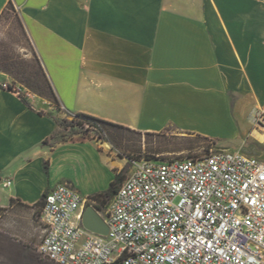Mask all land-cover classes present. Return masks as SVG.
<instances>
[{"label":"crops","instance_id":"1","mask_svg":"<svg viewBox=\"0 0 264 264\" xmlns=\"http://www.w3.org/2000/svg\"><path fill=\"white\" fill-rule=\"evenodd\" d=\"M9 2L61 109L0 70L7 220L22 209L40 208L41 217L37 203L59 183L100 194L129 163L107 140L55 139L65 116L90 115L143 136L210 139L237 132L264 106V0H0V18ZM253 124L245 132L264 144ZM32 228L19 231L40 239L41 226Z\"/></svg>","mask_w":264,"mask_h":264},{"label":"built area","instance_id":"2","mask_svg":"<svg viewBox=\"0 0 264 264\" xmlns=\"http://www.w3.org/2000/svg\"><path fill=\"white\" fill-rule=\"evenodd\" d=\"M254 122L264 134V106L254 112ZM128 162L130 173L104 206L69 183L45 195L42 234L34 246L42 260L264 264V160L211 147L202 155ZM88 206L104 218L107 235L83 226Z\"/></svg>","mask_w":264,"mask_h":264},{"label":"rangeland","instance_id":"3","mask_svg":"<svg viewBox=\"0 0 264 264\" xmlns=\"http://www.w3.org/2000/svg\"><path fill=\"white\" fill-rule=\"evenodd\" d=\"M0 66L14 80V86L19 83L25 88L27 87L24 81L27 75L30 76L31 73L36 75L39 71L33 47L22 31L17 12L9 11L0 20ZM34 87L36 86L34 85ZM20 88L22 92L23 88ZM20 88L17 87V89ZM27 90L35 94L31 90ZM259 109L257 108L255 111ZM64 119L68 120V122L63 123L59 127L55 134L56 139L96 138L116 144L115 138H118V148L123 153L136 159L146 156L160 158L189 157L202 155L208 150V144L200 138L181 137L168 132L155 136H143L131 134L121 129L110 128L108 129L110 138L107 139L106 136H98L97 132L90 133L84 129L71 128L69 126L71 116L69 115L65 116ZM253 123L254 120L249 114V117L244 122L239 123L237 132L216 131L215 135L210 139L214 140L216 149L241 150L246 154L264 160V144H260L257 140L250 138L245 132L246 129L253 127ZM255 127L257 126L255 125ZM131 169L132 165L128 163L124 170L125 177L130 173ZM5 191L0 190V196H6L8 191ZM40 210V208H37L36 212L32 213L29 209H22L9 216V220L6 219L4 210H0V264H53L42 260L37 254L34 246L40 240L38 237L24 234L27 233L26 231L21 233L19 231L24 226L25 229L29 228L33 232L32 224L41 226ZM10 219L12 221L11 224ZM35 238L36 242L31 244Z\"/></svg>","mask_w":264,"mask_h":264},{"label":"trees","instance_id":"4","mask_svg":"<svg viewBox=\"0 0 264 264\" xmlns=\"http://www.w3.org/2000/svg\"><path fill=\"white\" fill-rule=\"evenodd\" d=\"M9 11L16 12L15 6H14V4L12 2H9V4L7 5V8L3 12V14L1 15L0 20ZM18 18H19V23H20V26L22 28V31H23L24 35L26 36L27 40L32 45V43L30 41V38H29V36L26 33V30L24 28V25H23L19 15H18ZM34 54H35V58L37 60V63L39 65V71L36 73V75L34 73H31L30 76L27 75L26 80L24 81L25 85H26L27 89L33 91L36 95L48 100L56 108L61 109V105H60L59 99L56 96V93H55L53 87L51 86V83H50V81H49V79H48V77H47V75H46V73H45V71H44V69H43V67H42V65L40 63V60H39V58H38V56H37L35 51H34ZM0 70L6 72L4 70V68H2L1 66H0ZM34 85L36 87H34ZM9 90H14V87L12 85H9ZM21 97H22L23 101L25 102V104L28 107H30V104L26 100V98L23 95H21ZM65 122H68V120H65L64 118L60 119V120H57V124L59 125V127ZM69 122H70L69 126L71 128L79 129V130L84 129L86 132H90V133L91 132H97L98 136H103V137L106 136L107 139L110 138L109 135H108V129L116 128V129L124 130L119 125L110 123L108 121L99 119L97 117H93V116H90V115L82 114V113L75 114V116L72 117ZM138 134L142 135L141 133H138ZM161 134H163V133H161ZM161 134L146 133L144 136H155V135H161ZM85 136H87V135H85ZM195 137L204 140L208 144V148L207 149H209L211 147H214V144H215L214 140L209 139L207 137L199 136V135L195 136ZM54 138H55V136H54ZM65 140L66 139H61L59 141H65ZM69 140H71V139H69ZM116 144H117V142H116ZM115 146H118V144L115 145ZM128 158L129 159H134V157L129 156V155H128ZM146 158L155 159L156 157H150V156L147 157L146 156ZM48 170H49V165H48V163H46L45 164V172L48 173ZM124 179H125V172L124 171L117 173L116 177H115V180L111 183L109 189H107L106 191H104V192H102L100 194L94 195L92 198L97 200L101 205H103V206L106 205L112 199V197L117 193V191H118V189H119V187H120V185H121V183H122V181ZM45 195L46 194H44L42 199L37 203L38 206H40V205L43 206V201H44ZM11 202H14V199H12ZM0 210H4V209L0 208Z\"/></svg>","mask_w":264,"mask_h":264},{"label":"water","instance_id":"5","mask_svg":"<svg viewBox=\"0 0 264 264\" xmlns=\"http://www.w3.org/2000/svg\"><path fill=\"white\" fill-rule=\"evenodd\" d=\"M82 222L83 226L92 232L102 235H107L109 232L108 225L100 212L91 206L85 209Z\"/></svg>","mask_w":264,"mask_h":264},{"label":"bare ground","instance_id":"6","mask_svg":"<svg viewBox=\"0 0 264 264\" xmlns=\"http://www.w3.org/2000/svg\"><path fill=\"white\" fill-rule=\"evenodd\" d=\"M262 138L264 139V134H262Z\"/></svg>","mask_w":264,"mask_h":264}]
</instances>
